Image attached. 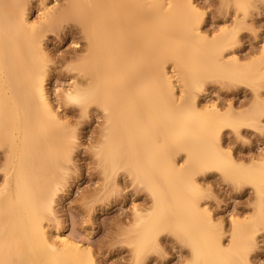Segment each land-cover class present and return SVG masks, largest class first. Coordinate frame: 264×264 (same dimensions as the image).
I'll return each instance as SVG.
<instances>
[{
	"label": "bare ground",
	"instance_id": "1",
	"mask_svg": "<svg viewBox=\"0 0 264 264\" xmlns=\"http://www.w3.org/2000/svg\"><path fill=\"white\" fill-rule=\"evenodd\" d=\"M222 1L243 10L249 2ZM25 3L0 0V264H96L87 246L60 232L52 238L44 224L64 178L71 135L44 86L48 59L41 42L56 20L69 16L87 41L76 64L80 75L63 98L83 113L93 105L101 110L95 153L103 171L128 170L152 199L145 212L134 209V264L156 246L162 230L189 247L184 264H250L254 231L264 221V154L250 165L237 162L224 148L221 130L257 125L264 49L254 65L224 58L235 32L224 28L208 39L195 0H68L59 12L44 6L39 24L26 18ZM208 78L249 85L254 107H201L196 92ZM207 170L256 192V215L233 219L227 244L201 203L197 175Z\"/></svg>",
	"mask_w": 264,
	"mask_h": 264
},
{
	"label": "rangeland",
	"instance_id": "2",
	"mask_svg": "<svg viewBox=\"0 0 264 264\" xmlns=\"http://www.w3.org/2000/svg\"><path fill=\"white\" fill-rule=\"evenodd\" d=\"M67 2L26 0L25 16L29 22L39 24L44 6L59 12ZM195 4L201 16V31L208 39L224 28L235 32L231 44L223 51L224 58L236 57L242 65L258 63L264 49V0H249L246 10L232 1L195 0ZM86 41L82 27L70 16L56 20L42 36V48L48 59L44 86L71 135L64 178L54 198L53 213L44 224L52 238L60 232L87 246L96 264H134V246L129 241L134 235L131 231L134 209L145 212L151 206V196L128 170L120 168L111 175L103 171L95 153L104 125L101 110L93 105L83 113L79 105L63 98V91L80 75L76 64ZM260 67L257 93L263 107L257 125L243 126L238 132L227 127L221 130L224 148L244 165L264 154V64ZM167 70L178 81L170 63ZM175 84L179 95L181 87L178 82ZM196 99L201 107L216 103L222 110L231 106L234 111H249L257 101L249 85L224 78L205 79ZM183 158L181 153L175 156L178 165ZM3 160L0 148V187ZM197 181L203 191L201 203L209 210L214 228L220 229L222 241L227 244L232 220L243 221L256 215L255 189L251 184L225 179L216 170L198 174ZM262 191L264 200V182ZM156 243L140 255L139 264H184L188 258L189 247L168 230L158 232ZM247 259L250 264H264V221L256 225Z\"/></svg>",
	"mask_w": 264,
	"mask_h": 264
}]
</instances>
